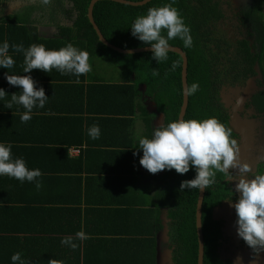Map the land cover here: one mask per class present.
I'll return each instance as SVG.
<instances>
[{"label": "crops", "instance_id": "1", "mask_svg": "<svg viewBox=\"0 0 264 264\" xmlns=\"http://www.w3.org/2000/svg\"><path fill=\"white\" fill-rule=\"evenodd\" d=\"M9 3H14V0H9ZM26 5L31 26L36 27L41 38L60 37L61 26H72V22H69L71 4H65V9L71 7L69 10L58 8L54 10L55 13L50 14L43 8L39 12L38 5L32 6L29 1ZM17 6L23 9L16 16L24 15L26 8L22 2ZM6 8V4L1 7L0 19L14 17L9 13L4 15ZM10 12L13 13L14 10ZM41 16L48 19L37 24L36 19L41 20ZM53 22L57 24L56 27ZM23 60L14 59L15 65L10 69L0 67V88L8 94L0 98V143L11 144L13 158H23L30 170L41 171L42 175L37 180L42 187L37 189L35 181L21 182L12 177L0 176V264L11 261V256L19 252L17 244H14V228L20 226L19 229L26 231L36 225L39 230L42 226L48 228L51 224L49 219H54L53 223H60L62 226L73 224L74 230H83L89 239L98 240V248L93 249L95 241L90 244L97 252V257L123 262L126 261L125 258H132V255L139 256L142 260L154 255L156 264H163V256L167 255L163 254V244L159 240L163 238L161 232L164 221L170 225L172 219L170 208L160 202L161 193L153 188L158 182L162 189L163 176L149 173L140 165L139 160L132 164L134 169L130 174L126 171L130 164L118 157L114 158V154L119 151L135 149L139 140L148 133V128L153 130L160 125L158 115L148 110L146 92L143 94L140 90L138 102L148 113L149 127L139 110L132 113L125 107L123 114L114 113V109L92 112L97 107L94 90L88 87V92L85 93L76 86L87 85L88 79L85 82L78 79L62 81L61 78L69 74H61L55 68L48 73L39 69L23 73ZM6 74L31 75L37 88L43 87L49 97L43 108H33L31 119L27 123L21 122V115L26 111L22 105L13 104L11 109L6 107L11 94L19 95L22 91L18 86L9 85ZM116 81L123 80L119 78ZM92 125L100 128L98 139H92L88 135V129ZM81 129L85 131L83 144L86 155L82 156L83 167L78 163H66L67 158L77 160L81 156L80 153L72 154V150L77 147L70 144L83 135ZM59 143L70 144L66 157L61 156L63 153H57L55 146ZM69 153L75 157H71ZM59 167H67V170L59 171ZM156 195L158 198L155 200ZM40 201L49 203L42 205ZM41 208H58L59 211L45 214ZM26 234V238L39 235ZM20 236L18 237L21 239ZM6 238L10 241L7 244L4 243ZM132 240H136L138 246H131ZM148 241L155 243L153 255L150 249L153 244ZM45 249L42 247L35 250L41 251L35 254V262L27 263L25 259H21L26 264H48L50 259L66 260L63 264H68L75 254L66 245L51 253ZM19 253L27 255L22 251Z\"/></svg>", "mask_w": 264, "mask_h": 264}, {"label": "trees", "instance_id": "2", "mask_svg": "<svg viewBox=\"0 0 264 264\" xmlns=\"http://www.w3.org/2000/svg\"><path fill=\"white\" fill-rule=\"evenodd\" d=\"M3 1L4 0H0V9ZM67 1H69V4L73 3L71 12L75 11L77 13V18L72 22V26H61L60 37L52 39L39 37L36 27L31 26L32 22L30 21L29 13H26L21 16L0 19V45L5 41L9 43V55H11L13 59H24L22 52H15L11 48V45L21 43L25 49L35 43L43 44L46 49L49 50H59L61 47L71 43L79 50L87 51L89 53V59L97 56L105 57L122 68L123 73L121 79L123 81L105 80L101 76L91 74V71L79 77L69 74L61 78L62 81L78 79L83 82H85V79H88L89 83H87V85L76 86L85 93L88 92V87L94 90L97 107L95 106L92 112L114 109V113L123 114L125 107L129 108L132 113L139 110L143 113L145 122L149 127L150 121L148 119V113L141 106L140 102H138L139 85L145 84L148 89V95H150L156 103L158 112H163L166 115V124L178 120L183 102L181 56L169 52L168 59L158 63L152 58V52L133 55L117 53L99 41L98 35L89 21L88 8L92 0ZM129 1L139 2L143 0ZM210 2L211 0H175L173 6L178 9L185 24L190 28L192 46L187 48L184 47L183 41L179 38L170 40L169 44L170 46L180 47L187 54L189 61L188 87L193 83L199 84L198 91L189 96V106L185 119L202 120L215 117L228 127L227 117L215 106L216 95L213 89L217 81L213 78V67L215 65L208 57V51H211L208 45L210 42L215 41L214 38H217V34H214V30L210 28L209 23L211 19L218 17V12L216 10V5H212ZM257 2V11H260L261 15L260 19L258 16V19L254 20L256 22L255 32L257 42L260 45L261 53L253 56L251 47L247 41H243V43L240 44L242 46L241 50H243L244 64H242L241 67L244 68V71H242L244 75L247 73H254V64L256 61L259 62L261 70L264 73V0H257ZM168 3H171V0H153L147 5L135 7L112 1H100L95 5L94 19L104 37L110 43L123 49L147 47L150 45L144 44L132 35L131 26L136 17L146 15L149 8L163 6ZM163 34L166 36V31ZM174 61H178L179 66L173 70L172 64ZM153 69H158L159 75L153 76ZM132 76H134V78H132ZM260 97V102L264 105V93H261ZM148 129V133L143 138L152 137L153 130H150V128ZM81 131L83 135H80V138L78 137L76 141L70 142V144L76 145V149L80 150L79 155L81 156L77 160L67 158L68 161H66V163H78L83 167L82 156L86 155L84 149L85 145L83 144L85 131L83 129H81ZM70 144H57L55 146L57 153H63L61 156L66 157ZM87 147L89 148V146ZM138 147L139 142L135 149L119 151L114 154V158L118 157V159L127 161V164H130V166L126 168V171H129L130 174L133 172V165L136 164V160L140 161L143 154L142 149ZM70 156L75 157L72 155ZM116 163L118 164L117 160ZM58 169L59 171H65L67 167H59ZM76 171H80V169H76ZM165 172V176H167V180H165L167 186L164 187L161 192V198L163 197L165 201L164 205L170 208V218L172 219L170 224V237L177 245V251L175 253H178L179 264H197L198 238L196 230V206L199 197V189L179 190L182 181L195 178L196 170L192 167L183 175L178 174L174 169H166ZM164 179L165 178H162V181H164ZM218 179H222L221 173L219 172L216 174L215 183L206 189L203 205L205 264H223L219 261L215 252L220 232L212 225L211 219L212 208L223 200L226 190L224 188L222 189V184ZM133 180L135 181L134 178ZM54 202L55 201H53V203ZM40 203L46 205L49 201H40ZM40 210L45 214L49 211H59L58 208H41ZM49 222L51 224L48 228L42 226L40 230L36 228L37 225L31 227V229H27V231L19 229L20 226L14 228V244H17L16 248L19 252L22 251V253H27V255L21 254V258L25 259L27 263L35 262V254L41 252H36L35 250L37 248L45 247V251L50 253L58 250L60 246L65 245L71 249L72 247L69 245L61 243L62 238L71 234V237L74 238L73 243H76L78 247L75 249L72 248L75 254L68 264H156V258L153 255L154 241H148L149 244H153L150 248L153 256L147 260H142L139 256L132 255V258H125L126 261L123 262L120 260L111 261L110 258H105L108 260L106 261L101 257H97V252L93 250L98 248V240L87 239L82 242V240L75 239L72 235H75L79 231L78 229L74 230L75 227L73 224L68 223L62 226L60 223H53L54 219H49ZM27 232L29 234L39 233V235H31L29 238H26L28 235L26 234ZM20 235L25 236L21 237ZM18 236H20L21 239ZM94 241L95 243L92 249L90 244ZM9 242V238L4 240L5 244ZM136 242V240H132L131 246H138ZM62 262L66 263L67 261L62 260ZM6 264H13V262L8 261ZM17 264H19V262H17Z\"/></svg>", "mask_w": 264, "mask_h": 264}, {"label": "clouds", "instance_id": "3", "mask_svg": "<svg viewBox=\"0 0 264 264\" xmlns=\"http://www.w3.org/2000/svg\"><path fill=\"white\" fill-rule=\"evenodd\" d=\"M52 0H40L44 6L50 5ZM171 3L159 7H151L146 15L137 16L131 26V33L144 44L151 46L152 58L158 63L168 59L171 51L170 40L179 38L184 47L192 46L190 28L184 22L180 12ZM166 31V36L163 34ZM10 45L5 41L0 45V67L10 69L15 61L9 55ZM11 48L15 52H22L23 73H31L34 69L46 73L53 68L61 74H73L77 77L86 75L91 71L89 53L79 50L71 43L59 50H49L43 44L33 43L27 49L23 44H13ZM131 55V53H129ZM179 66L174 61L172 69ZM153 76L159 75L158 69L152 70ZM6 79L11 86H18L22 91L11 94V100L7 103L8 109L13 104L22 105L26 110L21 115V122L27 123L31 119L33 108H43L48 96L43 87L37 88L36 81L31 75H9ZM77 82H79L77 80ZM199 89L198 83L185 87V95H193ZM8 94L0 88V98ZM241 101H237L239 104ZM88 135L92 139H98L100 128L92 125L88 129ZM139 149L143 155L140 165L151 174H157L165 169H174L178 174L187 173L190 168L196 170L195 178L182 181L180 189H208L215 183L217 172L223 173L234 179L230 170H239L238 183L235 186L240 196L233 205L237 216V234L255 254L264 251V174L257 173L254 178H245L246 173L251 171V166L240 161V145L232 137V129L227 127L215 117L206 119H178L167 124H160L153 131L151 138H141ZM135 154V153H134ZM42 175L39 169L30 170L23 158H13L12 145L0 143V176L15 178L21 182H36L39 189L42 184L37 180ZM73 237H64L61 243L67 244L73 249L78 247L73 243ZM75 239L86 240L88 235L83 230L75 234ZM240 257H237V261ZM13 264H25L19 252L11 256ZM48 264H63L57 259H50Z\"/></svg>", "mask_w": 264, "mask_h": 264}, {"label": "flooded vegetation", "instance_id": "4", "mask_svg": "<svg viewBox=\"0 0 264 264\" xmlns=\"http://www.w3.org/2000/svg\"><path fill=\"white\" fill-rule=\"evenodd\" d=\"M26 1L28 2L29 0ZM248 2L251 4L249 8L246 9L245 7L247 5L243 0H211L210 3L216 5L218 17L211 19L212 23L210 22L209 26L214 30V34H217V38H214L215 41L210 42L208 45L211 49V51H208V57L215 65L213 67V78L217 81L213 89L216 95L215 106L227 117V125L232 129V137L238 141L240 147L246 142V147H248L249 143L248 152H244L246 161L242 159L240 161L241 163H247L251 166V171L244 175L245 178L252 179L257 173L264 174V105L260 102V94L264 93V73L261 67L260 70L262 74L259 75L257 72L256 67L259 64L258 61L254 64V73H247L246 75L242 73L244 68L241 66L244 64V60L243 50H241L242 46L240 44H242L243 41H247L251 47L253 56L261 53L260 45L257 42L255 32L256 22L254 20L258 19V17L252 13V11H257L258 2L257 0H248ZM253 2H255V5H253ZM65 4H69V1L56 0L54 6L50 8H48L49 5L44 6L42 4L39 8L40 10L41 8L45 9L46 12L50 14L55 13L54 10L58 8H60V10H69L71 7L65 9ZM25 10H27V7ZM75 15L76 12L74 11L70 16L72 21L75 20ZM248 84L256 89L251 98L244 101V104H241L242 98H237L233 104H230L232 101H229L227 98L230 94V90L228 89H242L248 86ZM144 85L145 84H140V89H142ZM147 91L148 89L146 90V95L148 96H146V98H148V100L146 99L147 103H149V101L154 102ZM139 95L141 96V92H139ZM222 98L226 100L230 107H226V105L222 103ZM238 100L241 101L239 104L237 103ZM233 119L237 121L239 126H242L244 122L247 123L248 134L254 136L249 138V136L244 133H240L232 124ZM163 123L166 124V115ZM160 124H162V121ZM165 170L158 172L157 175L163 176L162 178H165L163 182L166 183L165 180H167V176H165ZM230 172L234 179L229 180L223 173H221L222 179H218L222 184V189L224 188L226 190L223 200L216 204L211 211L212 225L220 232L215 250L216 255L223 264H259L260 262L264 264V251L255 254L237 234L238 225L235 221L237 216L233 205L240 196V193L235 190V186L239 179V170L233 169L230 170ZM217 209L221 211L219 215H215ZM232 218L234 221H230L233 220ZM166 244L169 248L173 249V262H170L167 256L164 255L163 264H179L178 253H175L177 251V245L173 240H170V242ZM164 253L165 250H163V254ZM237 257H240L239 261H237Z\"/></svg>", "mask_w": 264, "mask_h": 264}, {"label": "water", "instance_id": "5", "mask_svg": "<svg viewBox=\"0 0 264 264\" xmlns=\"http://www.w3.org/2000/svg\"><path fill=\"white\" fill-rule=\"evenodd\" d=\"M5 1V0H4ZM3 1V2H4ZM100 1H112V2H116L119 4H124V5H130V6H135V7H139V6H144L147 5L148 3H150L153 0H143V1H139V2H133V1H129V0H92L89 8H88V18L90 23L92 24L93 28L95 29L99 41L101 43H103L106 47L112 49L113 51L120 53V54H125V55H129V53H131V55L133 54H139V53H146V52H152L151 51V46H147V47H142V48H134V49H123L120 48L112 43H110L103 35L102 31L100 30V28L98 27L95 19H94V8L95 5L100 2ZM26 1H22V5L26 8ZM3 5L1 6L3 8L4 4L7 5V8L4 9V15H6V13L11 14L10 16H16L17 14H20L21 10L23 9L22 7L20 8H12L9 3V0H6L4 3H2ZM71 5H73V3H71ZM18 7V6H17ZM14 10L13 13L10 12V10ZM18 12V13H17ZM24 14V13H23ZM77 18V13L75 15V19ZM73 22V21H72ZM38 26V25H37ZM49 38V37H47ZM169 52H173L176 53L178 55L181 56L182 58V88H183V102H182V106H181V110L179 113V117L178 119H185V116L187 114V109L189 106V96L184 94V89L185 87H188V57L186 52H184L180 47H176V46H171V51ZM257 72L259 73V75H261V70H260V66L259 64L256 67ZM250 83V82H249ZM142 91L143 94H145L146 90H147V86L144 85V87L142 89H139V91ZM228 90H230V94L227 96L229 101H232L230 104H233L235 100L241 99L242 103L244 104V101L248 100L251 98L252 94L255 93L256 89L253 88V86H250V84H248V86L241 88H229ZM140 91V92H141ZM150 103H146L148 105V110L149 112L153 113L155 115H158V120L162 121V123L165 121V114L164 113H159L157 111V107H156V103L153 101H149ZM222 103H224L226 105V107H230L229 104H227L226 100L224 98H222ZM153 111V112H152ZM235 119H233L232 124L237 127L235 125ZM245 123V122H244ZM244 123H242V125H244ZM238 124V123H237ZM158 126V125H157ZM254 135L249 134V138L252 137ZM242 152L243 150L240 149V160H245L244 157L242 156ZM246 161V160H245ZM205 195H206V189L199 191V197H198V202H197V206H196V230H197V238H198V262L197 264H205V236H204V229H203V205H204V199H205ZM219 209V208H218ZM215 211V215H219L221 213L220 210ZM233 219V218H232ZM230 221H234L230 220ZM235 221H237V219H235ZM233 225V223H232ZM235 228V227H233ZM161 237L162 240V244L164 243H169L171 240L170 237V225L169 222H165L163 223V228H162V232H161ZM166 255L168 260L171 262H173V249L171 248H167L166 250ZM241 263V262H240ZM242 264V263H241ZM261 264V262L259 263Z\"/></svg>", "mask_w": 264, "mask_h": 264}, {"label": "rangeland", "instance_id": "6", "mask_svg": "<svg viewBox=\"0 0 264 264\" xmlns=\"http://www.w3.org/2000/svg\"><path fill=\"white\" fill-rule=\"evenodd\" d=\"M11 1V0H10ZM22 1H26V0H14V3H11L9 6H11L12 8H17V5L19 4V2H22ZM254 1V0H253ZM30 3H32V5H38V9H39V12H40V8L39 6L41 5L40 3V0H29ZM243 2L247 5L245 8H249L250 4L248 2V0H243ZM54 3H56V0H52L51 2V5L48 6V8H50L51 6H54ZM255 2H253V5ZM21 7V6H20ZM219 9V8H218ZM18 13V12H17ZM25 13H28V11L26 10ZM70 13H73L70 11ZM253 15H255L256 17L259 16V19H260V15H261V12L259 11H252ZM40 14V13H39ZM48 18H44L41 16V20L40 18L39 19H36L37 21V24H40L41 21L43 20H47ZM69 22H72V18ZM69 22H67V24H69ZM59 24V23H58ZM53 25L56 27L57 24H55V22H53ZM89 64L91 65V74L93 75H96V76H101L103 77L105 80H111V81H116V79H119L121 78L120 76L122 75V68L118 67L113 61H110L108 60L107 58L105 57H94V58H90L89 59ZM235 125L237 127H235L240 133H244L245 135L249 136L248 134V125L247 123H244V125L242 126H239L237 124V121H235ZM247 145V142L244 143V145H242L240 147V149L243 150L242 152V155L244 157V159L246 160L245 156H244V152H248V149H249V143H248V147H246ZM261 156V154H260ZM257 158V157H256ZM158 174V173H157ZM163 186L166 187L167 184L165 182H163V185H162V189L161 187H159L158 185V182H157V185H155L153 188H155V190L158 192V193H161L163 191ZM158 198V195H156V198L155 200ZM163 205L165 204V201L163 199V197L161 198V201H160ZM164 243V242H163ZM165 244V245H164ZM163 244V250H165V254H166V250L167 248H169L167 246L166 243Z\"/></svg>", "mask_w": 264, "mask_h": 264}, {"label": "built area", "instance_id": "7", "mask_svg": "<svg viewBox=\"0 0 264 264\" xmlns=\"http://www.w3.org/2000/svg\"><path fill=\"white\" fill-rule=\"evenodd\" d=\"M79 153H80L79 150H76V149L72 150V154H73V155H75V154H79Z\"/></svg>", "mask_w": 264, "mask_h": 264}]
</instances>
